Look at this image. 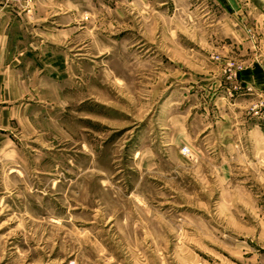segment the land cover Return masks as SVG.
<instances>
[{"label":"rangeland","instance_id":"1","mask_svg":"<svg viewBox=\"0 0 264 264\" xmlns=\"http://www.w3.org/2000/svg\"><path fill=\"white\" fill-rule=\"evenodd\" d=\"M9 1L0 264H264L262 0Z\"/></svg>","mask_w":264,"mask_h":264},{"label":"crops","instance_id":"2","mask_svg":"<svg viewBox=\"0 0 264 264\" xmlns=\"http://www.w3.org/2000/svg\"><path fill=\"white\" fill-rule=\"evenodd\" d=\"M168 0L163 1L161 3L162 6L164 4L168 5L166 2ZM210 3L205 4V16L209 15L214 17L218 14V19L214 21L223 22L224 17L226 15H231L233 12L236 13L237 8L242 4L243 0H208ZM166 2V3H165ZM260 2V1H259ZM254 2V0H246L247 5H249L252 9H258V6L261 3ZM264 3V0H262ZM189 5V4H188ZM243 5V4H242ZM171 7V5H169ZM15 3L9 0H0V118L3 120L4 112L8 111H18L19 108L16 104V98L13 99V94L16 93V89L14 86L17 82V67L19 66V56L23 51V48H20L18 43L19 33L14 29V26H19L21 24H33L34 19V11L33 8H24L22 12H18L15 8ZM258 7V8H257ZM190 10V5L188 6ZM175 9V8H174ZM263 9V7L261 8ZM264 11V10H263ZM192 13V11H191ZM220 15V16H219ZM222 15V16H221ZM225 21V20H224ZM223 34V35H222ZM217 37L215 34L213 35ZM227 31L218 35L217 38H228L226 37ZM240 37V35H236L235 37ZM259 38L264 39V34L259 35ZM229 39H232L229 37ZM222 40V39H221ZM242 44V43H241ZM233 49L243 48L239 45H230ZM257 51L255 54H258L261 58L264 57V45L257 47ZM264 67L263 65H258L254 63V77L256 79V84L261 85L264 84ZM5 113V114H6ZM7 122V120H6ZM256 130L259 133L262 132V128L259 125H254ZM254 127H252V132H254ZM1 130V129H0ZM254 150V146H253ZM253 163V162H252Z\"/></svg>","mask_w":264,"mask_h":264},{"label":"built area","instance_id":"3","mask_svg":"<svg viewBox=\"0 0 264 264\" xmlns=\"http://www.w3.org/2000/svg\"><path fill=\"white\" fill-rule=\"evenodd\" d=\"M187 150L186 149H183V152H186Z\"/></svg>","mask_w":264,"mask_h":264}]
</instances>
